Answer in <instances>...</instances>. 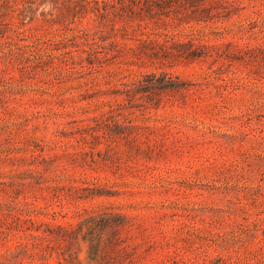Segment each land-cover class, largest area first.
Returning <instances> with one entry per match:
<instances>
[{
    "label": "rangeland",
    "instance_id": "374dc122",
    "mask_svg": "<svg viewBox=\"0 0 264 264\" xmlns=\"http://www.w3.org/2000/svg\"><path fill=\"white\" fill-rule=\"evenodd\" d=\"M80 3H13L0 26V264H264V0L147 20L210 46L173 66L135 57L132 35L99 40ZM153 72L179 78L161 91L131 74ZM84 211L119 215L125 250L91 261L81 237L42 260L26 220L76 228Z\"/></svg>",
    "mask_w": 264,
    "mask_h": 264
},
{
    "label": "trees",
    "instance_id": "16d2710c",
    "mask_svg": "<svg viewBox=\"0 0 264 264\" xmlns=\"http://www.w3.org/2000/svg\"><path fill=\"white\" fill-rule=\"evenodd\" d=\"M80 2H82L79 4L80 11L88 12L90 10L99 18V30L95 33L98 34L99 40L116 38L118 35H122V37L132 35L138 42L137 49H131L135 57L139 60L148 59L152 62L155 60L162 63L166 62L173 66L177 62H193L206 57L210 46L203 43L196 44L192 38L186 42L178 40L175 36L160 31L158 24H156V27H151L146 23L147 20H161L163 17H170L171 14H182L183 17L180 21H186L187 23L191 21L197 23L209 22L214 19L213 9L237 8L241 0H95L92 8H88L90 2L87 0H80ZM13 3H31V0H0V26L5 25L3 18L8 13H15L20 10V8L13 9ZM18 34L23 35L24 31L18 32ZM93 39L95 40V38ZM20 40L23 39L20 38ZM97 43L98 41H94L92 44L97 45ZM114 44L118 45L120 43L114 40L111 41V45ZM17 49L21 54L31 53L29 55H33L36 60H42L44 56L39 53L41 50L34 44L19 45ZM85 52L88 54L87 60L90 70H96V64H100L102 61L96 57L93 49L85 50ZM65 54H70V52ZM48 57L50 61L43 62L47 67L54 64L55 59L53 53L49 54ZM28 59L31 60L32 58L28 57ZM63 62L68 63V59H64ZM40 63L41 61H38L39 65ZM72 64L75 63L72 62ZM131 74L139 80H151L149 83L151 87H156L161 91L173 89L174 80L179 78L169 73L160 75L154 72ZM147 99L152 98L148 96ZM158 102L160 103V100ZM46 214L50 215L51 219L55 221L58 215H61V212L54 211L51 214L50 212ZM61 216L66 217L67 214ZM75 216L78 218L76 228H71L72 224L67 227L51 221H41L38 226H34L36 222L32 218L26 220L38 232L37 234H31L33 240L43 243L42 260L47 261L52 257L53 253L60 248V244L70 248L79 242L81 237L84 242H89L91 245V261H97L99 253L102 255L109 251L121 252L125 250V247H122L120 236L122 224L117 222V218H120L119 215L110 213L95 214L94 211H84V213H76ZM107 233L105 239L104 235ZM36 244L38 243L34 245Z\"/></svg>",
    "mask_w": 264,
    "mask_h": 264
}]
</instances>
